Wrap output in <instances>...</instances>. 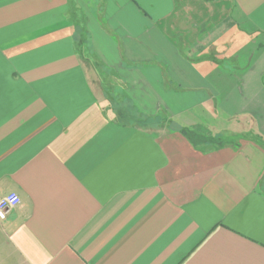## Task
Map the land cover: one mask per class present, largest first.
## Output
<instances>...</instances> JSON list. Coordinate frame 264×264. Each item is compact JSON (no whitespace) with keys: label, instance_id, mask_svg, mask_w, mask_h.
<instances>
[{"label":"crops","instance_id":"crops-1","mask_svg":"<svg viewBox=\"0 0 264 264\" xmlns=\"http://www.w3.org/2000/svg\"><path fill=\"white\" fill-rule=\"evenodd\" d=\"M0 264H264V0H0Z\"/></svg>","mask_w":264,"mask_h":264},{"label":"built area","instance_id":"built-area-1","mask_svg":"<svg viewBox=\"0 0 264 264\" xmlns=\"http://www.w3.org/2000/svg\"><path fill=\"white\" fill-rule=\"evenodd\" d=\"M21 203L18 193L10 192L0 198V220L6 219L8 214Z\"/></svg>","mask_w":264,"mask_h":264}]
</instances>
